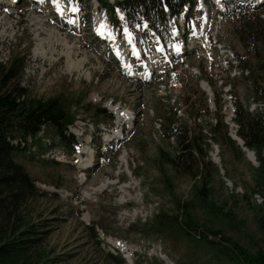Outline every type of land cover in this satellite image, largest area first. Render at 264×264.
<instances>
[{"label":"rangeland","instance_id":"obj_1","mask_svg":"<svg viewBox=\"0 0 264 264\" xmlns=\"http://www.w3.org/2000/svg\"><path fill=\"white\" fill-rule=\"evenodd\" d=\"M98 3L74 0L66 11L68 18L64 13V19L58 16L62 31L42 14L47 8L39 13L28 0L6 12L0 8V64L7 70L11 60L20 61L14 67V77L5 84L1 83L0 68V92L24 88L25 100H60L76 118L68 132L82 143L94 138L88 151L83 144L76 146L77 164L74 151L67 152L55 130L43 123L40 127L44 126L47 134L32 140L30 152L15 149L13 153V163L40 189L24 210L30 223L42 231L38 236L44 252L48 258H58L56 264H244L229 258L233 255L243 260L239 247L252 255L264 252V230L259 221L264 214L263 198L255 183L257 155L247 148L249 156L233 140L231 145L227 135L232 121V130H237L235 112L228 121L231 107L236 110L237 104L264 121V92L260 90L264 89V32L255 38L251 49L242 48L240 36L246 35L239 23L243 17L229 12L218 26L223 45L233 53L229 62L217 49L214 63L207 65L190 45L182 56L186 62L177 63L173 72L138 83L127 78L111 58L109 46L113 50L114 45L121 48L123 43L116 40V29L109 31V42L95 39L91 27H96L98 16L105 19L104 12L95 7ZM56 10L52 6L47 12ZM77 13L83 14L81 21L85 22L70 34L65 21ZM257 13L264 17V5ZM195 15L183 28L191 35V26L200 21L198 11ZM114 16L125 19L117 7ZM151 22L162 29L157 18ZM261 22L259 29L264 28V20ZM202 86L214 92L218 114L198 121L192 116L205 109ZM100 108L112 116L103 123L109 128L103 133L107 139L115 122H129L135 116L132 129L123 131L125 139L119 151L115 146H101L96 130L101 124H92L102 119ZM216 119L220 127L215 130L207 123ZM10 123L12 127L17 124L15 119ZM180 125L185 131L195 128L191 134L201 147V153L195 150V155L205 160L199 162L195 175L184 171L185 166L174 171L169 161L177 154L181 139L173 127ZM10 132L13 138L23 137ZM56 149L65 153L69 163L51 161L49 155ZM84 151L89 154L87 159L82 158ZM89 157L95 164L85 172L86 180L79 182L84 178L75 164L84 169L92 164ZM44 185L59 186L60 191L54 195L42 188ZM206 228L220 234L216 237Z\"/></svg>","mask_w":264,"mask_h":264},{"label":"trees","instance_id":"obj_2","mask_svg":"<svg viewBox=\"0 0 264 264\" xmlns=\"http://www.w3.org/2000/svg\"><path fill=\"white\" fill-rule=\"evenodd\" d=\"M131 3L130 1H126ZM158 0H152L148 4L151 7L157 4ZM173 9V4H169ZM137 7V5H135ZM259 23L253 22L251 29L247 30V36L259 39V35H263L264 30L257 27ZM244 43L247 42L243 39ZM20 64L19 60H11L10 66L5 69L0 64L3 76L1 83L5 84L8 79L14 77V67ZM14 93L0 92V264H56L58 258H48L42 247V238L38 236L39 231L37 224H31L25 217V205L30 198L35 197L38 189L33 184L28 174L24 173L19 165L13 163L14 147L7 140L8 137H14L10 132H19L22 135L35 134L40 125L46 123L53 128L65 145L71 141L66 136L64 129L68 123H71L75 116L70 112L69 106L63 104L60 100L51 99L48 103L41 100H25L27 96L24 88L13 90ZM264 92V89H262ZM99 111H105L98 109ZM108 114V113H107ZM101 113L100 118L107 116ZM262 117L251 116L250 113L241 109L237 105L235 121L238 124L237 134L243 140L247 148H251L257 155L258 167L255 176V183L258 194L263 198L262 206L264 207V121ZM12 119L17 123L13 127L10 126ZM9 129L2 130L5 128ZM178 129L173 130L178 139V152L175 156H170L169 161L173 165V170L183 169L184 166L187 173L196 174L199 168V162H205L203 158H197L195 150L201 153V147L198 139L193 134L192 129H182L181 125ZM180 129V130H179ZM201 135V133H200ZM201 137V136H200ZM39 143H43L40 141ZM195 146V148H194ZM2 195L4 199H2ZM260 226L264 230V214L260 218ZM210 233L216 237L220 234L217 229H208ZM208 243H214L212 240H206ZM42 248V249H41ZM239 253L243 256V260L236 256H229L235 262H243L244 264H264V252L259 251L255 255L249 254L245 249L239 247ZM241 257V256H240Z\"/></svg>","mask_w":264,"mask_h":264},{"label":"bare ground","instance_id":"obj_3","mask_svg":"<svg viewBox=\"0 0 264 264\" xmlns=\"http://www.w3.org/2000/svg\"><path fill=\"white\" fill-rule=\"evenodd\" d=\"M12 1H14V0H12ZM34 3H36L37 1L39 2V1H45V0H32ZM13 2H11V4H12ZM57 12L60 14H58V16L61 18V19H64V17H63V13H64V10H63V8L60 6V5H58V8H57ZM50 21L52 20L51 18L49 19ZM54 20H57V18H54ZM79 21V19L76 17V15H75V17L72 19V20H70V19H68V20H66L65 21V25H67V27H65L64 25H62V26H64L66 29H69V30H71L72 29V27H74L76 24H77V22ZM37 24V22H34L32 25H36ZM59 25H61V24H59ZM58 25V30H61L62 31V27L61 26H59ZM68 26H71V28L70 27H68ZM38 28H40V27H37L36 29H35V31H37L38 30ZM46 29V28H45ZM42 31H44V30H42ZM57 32V31H56ZM71 34V33H70ZM108 35H110V34H108ZM180 36H181V34H179ZM196 35H197V33H196ZM57 36H58V34H57ZM113 37V36H112ZM61 37H59L58 38V40L59 41H62V39H60ZM115 39V38H114ZM114 41V40H113ZM115 42H116V40H115ZM112 46V45H111ZM113 49V48H112ZM114 50V49H113ZM119 57H121L120 55H119ZM121 61L124 63V59L123 58H121ZM124 64H126V63H124ZM116 135H118V134H116V132H113L112 133V135L111 136H116ZM42 142H44V141H42ZM242 149H244V151L250 156V153H249V151L248 150H245V148H242ZM117 248H119L120 250H123V248H122V246H119L118 244H116L115 245Z\"/></svg>","mask_w":264,"mask_h":264},{"label":"snow or ice","instance_id":"obj_4","mask_svg":"<svg viewBox=\"0 0 264 264\" xmlns=\"http://www.w3.org/2000/svg\"><path fill=\"white\" fill-rule=\"evenodd\" d=\"M73 10H75V9L73 8ZM125 31L127 32V29H125ZM193 35H195V33H193ZM173 47H174V50H175L176 52H179V51H180V47H179V45H174Z\"/></svg>","mask_w":264,"mask_h":264}]
</instances>
